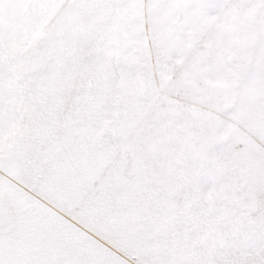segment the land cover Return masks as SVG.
<instances>
[{
	"label": "snow or ice",
	"instance_id": "6c2138e0",
	"mask_svg": "<svg viewBox=\"0 0 264 264\" xmlns=\"http://www.w3.org/2000/svg\"><path fill=\"white\" fill-rule=\"evenodd\" d=\"M0 264H264V0H0Z\"/></svg>",
	"mask_w": 264,
	"mask_h": 264
},
{
	"label": "rangeland",
	"instance_id": "374dc122",
	"mask_svg": "<svg viewBox=\"0 0 264 264\" xmlns=\"http://www.w3.org/2000/svg\"><path fill=\"white\" fill-rule=\"evenodd\" d=\"M13 15L15 16V15H17L16 13H13Z\"/></svg>",
	"mask_w": 264,
	"mask_h": 264
}]
</instances>
